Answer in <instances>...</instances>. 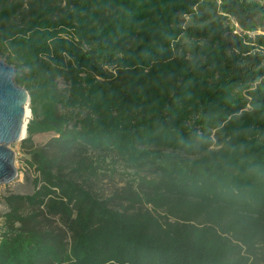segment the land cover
Instances as JSON below:
<instances>
[{
	"label": "trees",
	"instance_id": "16d2710c",
	"mask_svg": "<svg viewBox=\"0 0 264 264\" xmlns=\"http://www.w3.org/2000/svg\"><path fill=\"white\" fill-rule=\"evenodd\" d=\"M0 57L32 116L0 264H264V0H0Z\"/></svg>",
	"mask_w": 264,
	"mask_h": 264
},
{
	"label": "water",
	"instance_id": "95a60500",
	"mask_svg": "<svg viewBox=\"0 0 264 264\" xmlns=\"http://www.w3.org/2000/svg\"><path fill=\"white\" fill-rule=\"evenodd\" d=\"M25 107L29 108V94L16 84L14 68L0 57V187L18 177L15 154L9 147L25 139L26 135L21 138Z\"/></svg>",
	"mask_w": 264,
	"mask_h": 264
},
{
	"label": "rangeland",
	"instance_id": "374dc122",
	"mask_svg": "<svg viewBox=\"0 0 264 264\" xmlns=\"http://www.w3.org/2000/svg\"><path fill=\"white\" fill-rule=\"evenodd\" d=\"M235 28L237 30L239 29L237 24H235ZM60 86L62 88V85H60ZM31 118H32V116L30 117L29 121L31 120ZM51 136H52L51 134H45V135L39 136V138H37V139H39V143H37V146L45 144ZM20 143H21V141L18 143H15L13 145H10V147H9L15 154L14 160H15V167H16L17 172H18V177L13 183L0 187V198H2L3 196H5L9 193H18V194H20V193L21 194L31 193V185H29L28 183H24V181H23V173L26 169V166H25L26 162L25 161H26L27 156L21 150ZM122 185H123V183H122L120 177L115 176L114 179H102L98 183L97 187L100 189L99 191H102L105 195H109L113 192V190L116 187H120ZM4 212H5V209L0 204V223H1L2 214Z\"/></svg>",
	"mask_w": 264,
	"mask_h": 264
},
{
	"label": "bare ground",
	"instance_id": "6f19581e",
	"mask_svg": "<svg viewBox=\"0 0 264 264\" xmlns=\"http://www.w3.org/2000/svg\"><path fill=\"white\" fill-rule=\"evenodd\" d=\"M30 117H31V114L29 112V108L25 107L24 127H23V130H22L21 138H23L26 135V133H25V125H27V121L30 119Z\"/></svg>",
	"mask_w": 264,
	"mask_h": 264
},
{
	"label": "crops",
	"instance_id": "0c3cea01",
	"mask_svg": "<svg viewBox=\"0 0 264 264\" xmlns=\"http://www.w3.org/2000/svg\"><path fill=\"white\" fill-rule=\"evenodd\" d=\"M43 135H45V134H43ZM39 136H42V135L34 136L33 139H32V141H33V143H34L35 145H37V143H39V139H37V138H39ZM37 140H38V141H37Z\"/></svg>",
	"mask_w": 264,
	"mask_h": 264
}]
</instances>
